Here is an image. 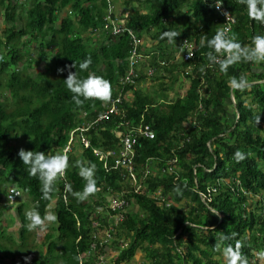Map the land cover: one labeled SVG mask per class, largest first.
<instances>
[{"label": "trees", "instance_id": "obj_1", "mask_svg": "<svg viewBox=\"0 0 264 264\" xmlns=\"http://www.w3.org/2000/svg\"><path fill=\"white\" fill-rule=\"evenodd\" d=\"M25 1L31 7L24 17H18L23 22L21 28L13 24L0 30V55L4 56L0 62V197L5 185L16 186L32 198V209L41 216L55 199L52 212L58 222L54 236L45 234L44 257L27 261L24 254L21 261L78 264L79 259H85L82 264H91L98 253L118 249L125 239L119 257L110 264L130 261L135 250L143 251L151 264H226L218 256L224 257L223 247L234 246L235 240L223 241L220 250L215 246L222 236L237 233L248 264H264V63H238L226 75L210 69L207 40L222 28L216 0H119L127 28L119 36L101 28L107 14H117L115 0ZM223 6L235 20L229 36L251 46L254 36L264 35V25L249 19L246 5L223 0ZM0 7H6L0 18L14 23L17 15L9 0H0ZM68 7L71 15L58 21V15ZM57 21L59 28H55ZM96 28L101 42L87 46ZM167 30L181 33L174 45L183 39L195 42L192 59L173 64L163 50L146 53V40H155L160 46L169 43L160 38ZM27 35L31 41L49 39L48 46L55 47L52 62L36 77L27 68L19 69L27 60L20 46ZM133 49L141 58L133 65L134 76L126 79ZM89 56L91 66L86 72L80 71L79 64ZM73 63L77 69L71 71L77 70L81 78L95 74L111 82L113 99L122 100L119 111L126 118L111 114L96 123L105 110L101 102L86 101L82 107L74 104L64 83L68 71H57ZM176 69H181L188 87L183 96L169 102V87L163 84L162 76ZM240 76L251 85L243 92L234 91L229 84L231 77ZM147 79L159 83L161 95L140 88ZM257 115H261L259 125L255 123ZM124 121L134 130L148 127L154 134L152 140L138 138L132 159L134 178L148 190L143 195L133 192L123 169H114L112 160L107 161L106 169L93 153L118 148L115 127ZM76 128H88L83 134L88 148L80 143L76 149L72 146L69 163H95L100 191L83 203L69 194L65 204L56 185L53 199L43 200L39 180L28 175L19 149L11 144L22 138L27 144L25 150L56 154ZM237 150L247 156L240 163L233 159ZM78 171L70 167L67 180L73 190L82 191L85 182ZM175 185H180L182 195L173 191ZM108 194V198H123L125 219L114 220L115 211L108 206L97 211L104 207ZM183 203L190 204L189 210L181 209L179 204ZM210 210L219 211V218ZM16 211L24 236L27 221L23 206ZM0 250L12 256L2 246Z\"/></svg>", "mask_w": 264, "mask_h": 264}, {"label": "clouds", "instance_id": "obj_2", "mask_svg": "<svg viewBox=\"0 0 264 264\" xmlns=\"http://www.w3.org/2000/svg\"><path fill=\"white\" fill-rule=\"evenodd\" d=\"M238 3L247 6L248 17L250 20L264 25V0H238ZM222 4L223 0H216L214 5L218 11H221ZM222 14L227 17L229 16L228 12H222ZM117 15L121 16V14ZM180 34L181 33L178 31L167 30L161 34L160 38H166L169 43H176V38ZM181 41H179L180 49ZM190 41L194 42L193 40ZM201 46H204L203 40L201 41ZM196 47L197 46L195 44V50ZM207 47L211 49V51L206 53V59L209 62V67L218 64L219 71L225 75L231 66L238 63H264V35L254 36L252 38L251 46H248L242 45L234 35L229 36L225 31L221 30L217 31L210 40H207ZM187 54L189 57L193 56L192 51L187 50ZM0 62H4L3 55H0ZM181 62H183L182 58ZM91 64L92 59L89 56L79 64L80 71L86 72ZM72 68L77 69L75 63L65 65L64 68H59L57 71L60 73H63L65 70L68 71V75L64 80V83L67 90L72 93L71 99L77 107H82L86 101H99L102 105L113 102V86L108 79L95 74H89L87 77L81 78L77 74V70L75 72L71 71ZM204 71L205 69L201 68V72ZM229 84L234 91L239 90L241 92L251 87L249 81L244 76H240L239 78L231 77ZM260 121L261 115H257L255 117V123L259 125ZM77 144L79 143L74 145L75 149L77 148ZM64 149L65 147L61 149L59 153L52 154L50 151L45 153L43 151H32L21 148L18 151V156L22 160L23 165L26 166L28 175L39 180L40 191L42 193L41 198L43 200H52V193L55 190V186L58 182L63 181V188L66 194L65 200L67 201V196L70 194L77 203H83L87 201L89 197L94 196L98 191H100L97 186L96 164L91 161L85 162L83 160H77L74 165H71L68 157V153L70 151L64 153ZM246 158V154L240 150H237L233 155V159L236 163H240ZM70 167L78 168V175L85 182L82 191L73 190L72 184L68 182L67 173ZM173 191H175L178 195H182L180 185H175L173 187ZM15 194L20 195L19 193ZM9 199H12V197H9ZM210 211L213 215H216L219 218V211ZM25 219L27 221L25 227L29 232H45L50 224L58 222V216L52 212H46L45 215L41 216L40 212L36 209L26 212ZM123 219H125V216ZM237 235V233H232L230 236H222L220 241H218L215 246L217 250H220L223 241L235 240L234 246L232 244H227L222 249L226 264H248L247 256L244 255L241 250L243 244L240 240L236 239ZM25 259L27 260L29 258L26 257ZM121 264L128 263L124 262Z\"/></svg>", "mask_w": 264, "mask_h": 264}, {"label": "rangeland", "instance_id": "obj_3", "mask_svg": "<svg viewBox=\"0 0 264 264\" xmlns=\"http://www.w3.org/2000/svg\"><path fill=\"white\" fill-rule=\"evenodd\" d=\"M6 5L8 3H5ZM115 5L117 8V14H122V5L119 3V0H115ZM9 6L13 7L14 9V14L17 15L16 21L13 22H7L5 23L3 17L0 18V30L3 28H9L13 24L16 26V28L19 30L23 24L22 21L18 19L19 15L21 17L25 16V12L27 9L31 7V3L28 1L26 2L25 0H9ZM6 7H0V12L4 13ZM70 8L64 9L61 14L58 15V21L59 19H62L68 15H71L70 13ZM126 12V11H125ZM115 14V15H117ZM57 21V22H58ZM55 24V28H59V22ZM76 26V25H75ZM1 33L0 31V38H1ZM95 36H90L89 39L91 42H87V46L92 45L95 41L100 44L101 40L98 35ZM84 37H88L87 34H84ZM49 39H47L48 41ZM47 41H31L30 38L25 36L23 38V42L20 43V46L22 45L23 48V54L25 55V58L27 59L23 64L19 65V69L22 67L28 69V73L32 77H36L37 74L41 71H43L44 66L48 63H51L53 60V56H55V47H50L47 44ZM179 44V43H178ZM178 44L174 45V43H165L163 45H158L155 40H146L145 44V51L147 53V50L150 52H158L159 49L163 50L168 56H171L170 62L172 63H179V61L182 58V50L177 48ZM144 49V48H143ZM178 49V50H175ZM43 54V55H42ZM180 54V55H179ZM179 55V56H178ZM147 60H151V57H149ZM38 61V62H37ZM101 69V67L99 68ZM181 69H177L175 73L170 74H165L162 76V81L163 84H166L169 88L167 90V96H168V101L173 102L177 97H181L184 95L187 87H188V81L184 78L182 72L180 71ZM255 70H260L259 68H255ZM159 83L158 82H153L152 79H147L143 82L140 83V88L145 89L149 92L153 91H159L158 87ZM158 95H161L159 92ZM11 147L17 148V149H27V144L25 143L24 140L19 139V141L13 142L11 144ZM9 185H5L7 187ZM32 198L28 197L25 201V208H24V213L28 212L29 210H32ZM181 209H186L189 210L190 204L183 203L179 204ZM52 212L51 208L48 207L47 212ZM53 213V212H52ZM54 214V213H53ZM0 220L4 225V229L2 232L5 234V239L2 241L3 246L15 251V257L17 259H20L21 257V252H29V259H33L38 251L43 250L44 244L43 242V237L47 232L52 233L54 236V231L57 227L55 223L50 224L47 231L45 232H29L27 231L25 234V241L20 239L21 237V222L19 220V216L16 212V206L7 210H4V212H0ZM51 237V235H50ZM218 258L221 260L222 263H226L225 258L222 257V255L218 256ZM255 258H259L258 256H255ZM18 262V261H17ZM20 261L18 262V264ZM130 264H151V260H149L143 251L140 250H135L131 260Z\"/></svg>", "mask_w": 264, "mask_h": 264}, {"label": "built area", "instance_id": "obj_4", "mask_svg": "<svg viewBox=\"0 0 264 264\" xmlns=\"http://www.w3.org/2000/svg\"><path fill=\"white\" fill-rule=\"evenodd\" d=\"M213 1V0H211ZM216 1H214V4ZM215 6V5H214ZM215 10L218 12L220 17L222 18V31H225L227 34L231 30L232 26L235 24V20L232 17V15L229 13V11L223 6L222 4V10L218 11L216 8ZM222 12H228L229 16H225L222 14ZM102 30L113 35V36H119L123 34L124 32H127L126 25L121 18L120 15L115 14H107V17L105 18V22L102 25ZM99 29H94L92 35H98ZM131 35V33H129ZM136 42V41H135ZM181 50H182V59L183 61H188L194 57V50H195V43L183 39L181 41ZM188 51L193 52V56L189 57L187 54ZM138 57L141 58V55L137 54L136 49H133L132 52L129 55V67H128V74L126 79L129 77L131 78L134 76V68L133 65L136 64ZM210 69H213L215 73H220L219 71V65H212ZM132 80V79H131ZM133 82V80L131 81ZM122 103V100L119 98L113 99V102L110 104H103V108L105 109L104 112L96 119V123H100L108 118L109 115L113 114L114 116L120 115L119 106ZM126 118L124 115H120V117ZM119 129H123L124 132H119ZM88 130V128H76L69 134V140L67 145L65 146L64 153L69 152L76 143H80L81 146L84 148H88V141L86 138H84L83 134ZM116 136L119 138V145L118 148L115 150H94L93 153L98 156L99 160L103 162L104 167L108 168V160L113 161V167L114 169H125V175L127 173V180H130L132 183V187L134 188L133 192L136 194L143 195L144 189L137 183L136 179L134 178V174L130 172L132 169V159L135 156V148L137 145H139L138 138L140 136L152 140L154 138V134L149 130L148 127H144L143 129L138 128L137 130L130 127V124L126 121L124 122H117V125L115 127ZM145 176L147 174L145 173ZM57 190L60 193V196L62 197V201L66 204L67 201L65 200V192L63 188V181L58 182L57 184ZM15 193H19L20 195H17ZM25 194L24 192L19 189L16 186H9L5 189L4 195L0 197V209L5 208V210L13 208L18 205V203L24 198ZM9 197H12V199H9ZM125 201L123 198H116L115 196H111L108 199L107 206L112 211H115V215L113 217L114 220H121L124 218L125 214L127 213L125 210ZM95 226H97V223H94ZM100 264H104V261L102 257L99 259ZM0 264H10L9 260L4 259L0 256Z\"/></svg>", "mask_w": 264, "mask_h": 264}, {"label": "crops", "instance_id": "obj_5", "mask_svg": "<svg viewBox=\"0 0 264 264\" xmlns=\"http://www.w3.org/2000/svg\"><path fill=\"white\" fill-rule=\"evenodd\" d=\"M222 21V20H221ZM178 44V43H177ZM177 48L179 49V44H178V46H177ZM178 49H175V50H178ZM180 55V54H179ZM178 55V56H179ZM173 63V62H172ZM179 63H181V60L179 61ZM173 64H177V63H173ZM177 70V69H176ZM176 70H174L173 72H171V73H175L176 72ZM155 92H160V90L159 91H155ZM130 96L131 95H128V96H126L128 99H130ZM121 112H122V110H121ZM130 126H131V124H130ZM119 170H121V169H119ZM123 170H125V169H123ZM130 172L131 173H133V170H130ZM125 173H123V175H124ZM134 174V173H133ZM124 176H126V175H124ZM140 185V184H139ZM132 187V186H131ZM141 187L144 189V192L145 193H147V189H146V186H145V184L143 183L142 185H141ZM7 187H5L4 188V192H5V189H6ZM4 195V194H3ZM2 195V196H3ZM110 195L108 194L107 196H105V198H104V200H103V203H102V206H104L103 208H99V209H97V211H99V210H105L106 208H107V203H108V197H109ZM28 198V196L27 195H25L24 196V198L18 203V205L16 206V210H17V207L18 206H23V211H24V208H25V201H26V199ZM55 203H56V200L55 199H53L52 201H51V203L49 204V208H51V211H52V209L54 208V206H55ZM48 209V208H47ZM4 210H5V208H2V209H0V212L2 211V212H4ZM17 212V211H16ZM19 216V215H18ZM19 220H20V216H19ZM113 220V219H112ZM21 222V221H20ZM52 225V224H51ZM92 226L93 227H96L95 225H94V222H92ZM3 229H4V225H3V223L1 222V220H0V246H2L5 250H7L12 256L10 257V256H6L5 255V253L3 252V251H1L0 250V256L1 257H3L4 259H6V260H9L10 261V264H18V262L20 261V263L19 264H25L27 261H28V259H27V261L25 260V262H22L21 260H22V257H23V255L24 254H27V258L29 257V252L28 253H26V252H21L22 254H21V258L20 259H17V258H14L15 257V251H13V250H11V249H8V248H6V247H4L3 246V240L5 239V234H4V232H2L3 231ZM22 229V228H21ZM54 230V229H53ZM51 232V231H50ZM50 232H47V233H50ZM20 233H21V230H20ZM46 233V234H47ZM54 234H56V233H54ZM24 236H25V234H24ZM24 236H22L21 235V237H20V239L23 241V243H24V241H25V237ZM44 237H45V235H44ZM44 237H43V241H44ZM124 240L125 239H122L121 241H120V244H119V246L117 247L118 249H113V250H108L107 248H106V251H105V249L103 250V252L102 253H98L97 255V257H96V259H95V261H93L91 264H100V261H99V257L100 256H104V264H110V263H112L111 262V260L112 259H114V258H117V257H119V251H120V245L121 244H124L125 242H124ZM123 242V243H122ZM43 248V250L42 251H38V253L36 254V256L33 258V259H37V260H39V258L40 257H44V255L46 254V247L45 246H43L42 247ZM90 252L91 253H94L95 252V250L94 251H91L90 250ZM82 256H84V254H82ZM82 256H79V258L80 257H82ZM30 260H32V259H30ZM18 261V262H17ZM85 262V259H84V261L83 260H80L79 259V262H78V264H82V263H84ZM128 264H130V261H128L127 262ZM58 264V263H57Z\"/></svg>", "mask_w": 264, "mask_h": 264}, {"label": "bare ground", "instance_id": "obj_6", "mask_svg": "<svg viewBox=\"0 0 264 264\" xmlns=\"http://www.w3.org/2000/svg\"><path fill=\"white\" fill-rule=\"evenodd\" d=\"M135 68V67H134Z\"/></svg>", "mask_w": 264, "mask_h": 264}]
</instances>
